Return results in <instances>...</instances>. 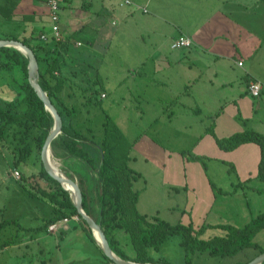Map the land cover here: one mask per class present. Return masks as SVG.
Returning <instances> with one entry per match:
<instances>
[{
  "label": "rangeland",
  "instance_id": "obj_1",
  "mask_svg": "<svg viewBox=\"0 0 264 264\" xmlns=\"http://www.w3.org/2000/svg\"><path fill=\"white\" fill-rule=\"evenodd\" d=\"M71 1L72 4L81 3V0L61 1L63 9H69ZM179 1L183 0H177V3ZM243 1L248 4L253 2ZM105 3L104 9H123L117 4V0ZM216 4L218 8L229 5L234 7L232 4ZM190 6L188 2L186 7ZM97 8V4L92 7ZM257 9H264V5L258 3ZM112 19L114 18L108 16L106 20V28L111 33L117 28L110 25ZM115 21L119 25L118 18ZM38 39V36L34 37V40ZM117 40L121 41L102 39L103 45H100L104 46L107 60L112 59L115 63L113 72H109V78L103 77L104 79H96L95 82L84 63L79 64V76L75 80L79 84L72 87L74 95L70 98L64 95L62 97L64 100L68 99V104L76 109L72 119L76 129L92 137L98 144L107 120L127 140L130 147L127 168L140 175L132 183L133 189L139 193L137 211L143 215L148 214L149 218L157 216L168 224L191 222L195 227L203 224L243 227L263 212L264 181L255 177L260 159L258 147L255 144H244L231 152H225L217 145V140L238 132L239 128H254L264 132V106L248 93L245 94L240 77L223 79L211 75L209 81L207 77L196 82L192 78L189 81L185 79L184 85H180V69L174 68L172 64L175 77L160 75L156 80L161 84L150 83L144 78L145 75L137 76L139 79L136 78L135 81L121 79L119 76L121 72H125L122 69L129 57H132L130 55L134 48L123 44L122 39ZM77 50L81 53L83 48ZM77 50L71 53H76ZM66 58L67 55L64 60ZM262 61L256 60L258 64H264V60ZM117 64L123 67L120 68ZM154 64L158 67L161 64L163 69H168L165 62ZM134 65L135 62L130 63L131 67ZM47 66L45 61H39V70L44 71ZM132 70L134 68L129 74ZM26 80L19 66H14L10 72L0 70V105L15 100L19 96L20 85ZM99 92H105L107 97L101 99ZM89 98L90 104L87 101ZM211 126L214 128L212 133L208 131ZM17 130L19 129L12 131ZM23 130L24 128L21 129ZM12 131L10 130L4 142H0V223L18 219V224L0 228V264H29L32 257L31 264L41 261L47 263L51 255L46 253L38 252L28 256L23 254V247L28 242L33 249L39 243L34 240V232L27 234L21 227L29 229L38 226L43 218L50 215L52 209L51 203L46 199L31 195L34 188L42 186V182L38 179L21 180L22 175H37L41 171V162L38 154L33 152L26 163L21 162L19 167L15 166L13 148L16 141ZM36 135L35 128L28 131V142L32 143ZM91 155L97 165L98 154L91 151ZM50 159L59 173L67 178L72 177L76 182L77 177L82 176L91 189L92 180L96 177L94 171L78 160L64 157L62 152L54 157L51 149ZM42 187L49 188L46 185ZM90 196L95 213V201ZM70 226L74 230L63 239L55 234L47 236V241L50 250L56 246L65 249L75 245L74 250L64 251L63 254V257L75 261L79 254H87L86 249H91L92 246L86 234L78 233L72 222ZM223 233L222 229L210 228L203 237ZM72 234L74 242L69 237ZM75 236L79 239L75 240ZM173 239L175 238H169L160 247L158 254L169 259L171 264H187L184 257L181 258V248L171 244ZM11 240V245L2 247L3 243ZM253 241L264 249V230ZM70 252L75 254L70 256ZM254 253L258 252L246 249L235 257L225 258L195 254L191 257L190 264H247Z\"/></svg>",
  "mask_w": 264,
  "mask_h": 264
},
{
  "label": "crops",
  "instance_id": "obj_2",
  "mask_svg": "<svg viewBox=\"0 0 264 264\" xmlns=\"http://www.w3.org/2000/svg\"><path fill=\"white\" fill-rule=\"evenodd\" d=\"M61 1L66 0H58L60 30L62 40L68 46L58 73L65 79L63 91L60 93L62 99V95L68 98L74 95L72 87L79 84L75 81L78 80L79 76V68H77L79 64L84 63L95 82L96 79L109 78V72H113L115 63L112 59L107 60V56L104 54V46H100L103 45L102 39L109 38L119 42L121 40H117V38L122 39L123 44L132 45L134 48L130 55L132 57H129V63L127 62L125 67L117 64L120 68H124L122 70H125L119 76L121 79L126 78L135 81L139 76L145 75L144 78H147L150 83L161 84L160 81L156 80L158 76L169 74V78L175 77V73L172 71V64H174V68L180 69L178 72L181 75L180 85H184L185 79L189 81L188 79L192 78L196 82L207 77L209 81L211 75L223 79L240 77L244 92L247 94V83L250 79L264 83V64L256 62V60L260 62L264 60V9H257L258 3L261 2L264 5V0H253L252 4L243 0H183L178 3L177 0H131L133 4L129 6H123L121 5L122 0H117V4L123 9H104L106 8L105 2L108 3L113 0H99V2L81 0V3L76 4H72L71 1L69 9H63ZM100 2L101 6H99ZM188 2L190 7H186ZM3 3L0 2V5ZM94 3L97 4V9H92ZM216 3L232 4L234 7L229 5L231 8L228 6L218 8ZM11 10L13 13L12 20L8 21L0 17V40H3L2 38L7 35L14 36L19 40L27 39L33 47L41 45L37 52L38 63L41 60L45 61L46 64L49 63L50 58L55 55L53 51L58 52L59 48L53 50V46L49 42L46 43L40 39L34 40L35 36L39 38L42 34L49 35L50 33L44 1L15 0L14 9ZM108 16L119 20V25L114 19L111 20L110 25L117 27L113 33L106 28ZM181 35L192 41V47L179 50L171 49L172 41ZM79 48H83L81 53L77 50ZM73 50H77L76 53H71ZM66 55L67 58L64 60ZM133 62L135 65L131 67L130 63ZM154 62H165L168 69H163L161 64L158 67ZM239 63L242 65L239 66ZM133 68L134 70L129 74ZM106 97V93L101 92L100 98L105 99ZM253 99L259 100L262 107L264 106V93L259 98ZM64 101L70 103L68 99ZM88 103L90 104V101ZM239 129L238 132L252 130L264 135V132L254 128ZM212 130H214L213 126L208 131L212 133ZM258 153L260 157L259 148ZM85 184L89 189L88 184ZM175 191L178 190L175 189ZM90 195H92L96 206L94 213V207L90 202V210L92 215L96 217L97 202L92 192ZM50 208L52 210L49 216H52L54 206L51 204ZM146 215L148 217V214ZM75 220L74 218L68 219L67 223L58 225L55 230H47L46 234L36 235V241L38 240L39 243L37 248L29 247L28 242L23 247V254L28 256L39 252L51 255L47 263L41 261L36 264H107L101 246L93 235L94 242L89 240L92 248H85L87 254L84 256L77 253L79 255L75 261L72 258L69 260L66 256L63 257L64 251L74 250L75 245L65 249L58 246L49 249L50 244L47 241V236L58 234L57 237L60 236L63 239L71 230H74L70 226L71 222L78 233L85 234L82 224ZM117 234L120 250L127 256L133 257L134 252L129 245V236L123 232ZM69 237L74 242V234ZM173 238L175 239H173L174 241L171 240L173 242L171 244L180 247L179 237ZM78 239V236H75V240ZM70 254L73 256L75 253L70 252ZM149 255L154 259L163 257L153 250H150ZM180 255L183 259V253ZM257 255L259 254L254 253L252 259ZM30 261L29 264L33 263V257Z\"/></svg>",
  "mask_w": 264,
  "mask_h": 264
},
{
  "label": "trees",
  "instance_id": "obj_3",
  "mask_svg": "<svg viewBox=\"0 0 264 264\" xmlns=\"http://www.w3.org/2000/svg\"><path fill=\"white\" fill-rule=\"evenodd\" d=\"M14 1L3 0L4 3L0 5V17L2 19L12 20L11 9H14ZM2 39L21 41L33 51L37 61L39 60L37 52L41 45L33 47L27 39L19 40L14 36L6 35ZM57 47L59 51H53L55 55L50 60L51 62L48 61L46 69L38 72L40 87L47 94L48 99L62 119L61 133L51 141L50 149L54 157H58V152H62L64 157L78 160L95 172L96 177L92 181L90 190L86 187L85 179L82 176L77 177V184L83 194V206L86 215L101 227L112 252L117 257L141 264H171L163 257L152 258L147 250L151 249L158 252L162 244L172 237H179V245L187 264H190L191 257L195 254L225 258L235 257L246 249H255L257 254L264 252V249L253 241L255 236L264 230V211L253 217L243 227L226 224L216 226L203 224L195 227L191 222L172 225L162 221L157 216L149 218L140 214L136 209L139 193L133 189L132 184L140 175L127 168V161L130 159L128 155L129 144L110 120L104 124V131L99 144L92 137H88L76 129L72 120L76 109L60 96L65 85V79L58 73L68 46L61 39ZM27 64V57L20 51L9 47L0 48V70L10 72L14 66H19L27 79ZM18 95L15 100L3 102L0 105V142L7 139L10 130L19 129L12 131L13 139L16 141L13 148L16 167H19L21 162L26 163L33 152L37 153L38 159H40L42 146L54 124L51 114L44 108L43 103L27 80L20 85ZM99 95H101L100 92ZM102 96L104 97V95ZM88 101L91 102V99L89 98ZM22 128H24L23 131H21ZM32 128L37 130V135L30 143L27 140V134ZM244 144H255L259 148L260 159L256 178L264 181V135L252 130H244L217 140L218 147L225 152H231ZM91 151L98 154L97 165L93 162ZM69 178L73 180L72 177ZM26 179L33 181L38 179L42 182V186L49 187L44 189L39 185L34 188L31 195L46 199L54 208L52 216L43 218L38 226L29 229L20 226L22 230H25L27 234L34 232V236L46 234L49 226L77 216L86 237L94 242L92 233L78 215L69 192L63 190L58 182L49 177L42 164L41 171L37 175L21 176V180L25 181ZM238 184L240 185V183ZM52 188L55 189L51 190ZM91 192L97 202L96 217L92 215L90 210ZM17 221L18 219L7 220L0 223V228L2 229L6 225H17ZM210 228L222 229L224 233L204 238L205 231ZM118 232H123L129 236L130 245L134 252L133 257L127 256L120 250ZM12 242L13 240L6 241L2 247L11 245ZM109 262L110 260L107 259V263Z\"/></svg>",
  "mask_w": 264,
  "mask_h": 264
},
{
  "label": "water",
  "instance_id": "obj_4",
  "mask_svg": "<svg viewBox=\"0 0 264 264\" xmlns=\"http://www.w3.org/2000/svg\"><path fill=\"white\" fill-rule=\"evenodd\" d=\"M1 47H9V48L12 47L20 51L23 55L27 57L28 59L27 82L30 85V87L33 89L37 97L40 99V101L43 103L44 108L51 114L54 120L53 127L48 133L40 152V162L43 166L44 171L49 175V177H51L53 180L58 182L63 190L67 191L62 187L63 182L73 187L76 194V201L74 200V205L76 207L77 213L80 216L81 220L86 223L93 237H94V231H97V233L99 234L101 239L100 246L102 252L108 260L112 261L115 264H141V263L122 260L112 252L109 242L106 238V235L101 229V227L94 220H92L89 216L86 215L83 206L84 203L83 194L77 182L63 175L59 176L57 172L53 171L49 162L47 161V157H50V143L61 133L62 119L59 113L57 112V110L55 109V107L52 105L51 101L48 99L47 94L42 90V88L39 85L38 77H37L39 72V65L33 51L29 47L24 45L21 41L18 40H6V39L0 40V48ZM16 47H19V49ZM263 262H264V252L257 255L247 264H262ZM143 264H149V263H143Z\"/></svg>",
  "mask_w": 264,
  "mask_h": 264
},
{
  "label": "built area",
  "instance_id": "obj_5",
  "mask_svg": "<svg viewBox=\"0 0 264 264\" xmlns=\"http://www.w3.org/2000/svg\"><path fill=\"white\" fill-rule=\"evenodd\" d=\"M45 3V6L47 8V14H48V20L50 24V33L49 35L42 34L39 39L43 42H49L53 46V50L57 47L58 43L62 39L61 34V28H60V6L58 0H43ZM131 0H123L121 5H132ZM48 43V44H49ZM193 43L192 41L186 37L181 35L177 39L173 40L171 43V49L173 50H179V49H188L192 47ZM242 63H239V66H241ZM247 93L252 98H259L264 93V83L250 79L247 83ZM103 97V96H102ZM74 219H77V216L72 217ZM68 219H64L63 221H60L56 224H53L48 227V231H53L58 225H64L67 223ZM107 264H115L112 261H110Z\"/></svg>",
  "mask_w": 264,
  "mask_h": 264
},
{
  "label": "bare ground",
  "instance_id": "obj_6",
  "mask_svg": "<svg viewBox=\"0 0 264 264\" xmlns=\"http://www.w3.org/2000/svg\"><path fill=\"white\" fill-rule=\"evenodd\" d=\"M16 48L19 49V47H16ZM47 161L49 162V164H50L51 168L53 169V171L57 172L59 174V176L60 175H63V174L59 173L58 169L53 165L50 157H47ZM62 187L69 192V194H70L71 199L73 200V202H74V200L76 201V194H75V191H74L73 187L71 185L67 184V183H64V182L62 184ZM94 237H95L97 243L100 245L101 239H100V236L97 233V231H94Z\"/></svg>",
  "mask_w": 264,
  "mask_h": 264
},
{
  "label": "clouds",
  "instance_id": "obj_7",
  "mask_svg": "<svg viewBox=\"0 0 264 264\" xmlns=\"http://www.w3.org/2000/svg\"><path fill=\"white\" fill-rule=\"evenodd\" d=\"M79 219V218H78Z\"/></svg>",
  "mask_w": 264,
  "mask_h": 264
}]
</instances>
